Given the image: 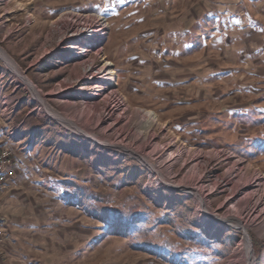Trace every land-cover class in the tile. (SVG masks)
Wrapping results in <instances>:
<instances>
[{
	"label": "rangeland",
	"instance_id": "374dc122",
	"mask_svg": "<svg viewBox=\"0 0 264 264\" xmlns=\"http://www.w3.org/2000/svg\"><path fill=\"white\" fill-rule=\"evenodd\" d=\"M19 1L0 0V145L13 152L21 166L18 175L31 182L27 187L42 222L62 231L84 230V244L76 245L66 264H247L241 227L213 225L210 217H202L192 190L163 185L141 159L97 145L59 116L76 117L81 127L95 129L109 143L131 144L138 113L155 111L154 139L142 149L147 155L154 145L175 143L174 155L160 161L163 180H187L220 215L241 210L235 205L242 196L226 202L237 195L234 184L242 181L243 172L264 179V0H228L229 13L251 38L243 48L245 64L229 58L231 75L205 84L208 96L189 95L199 100L177 104L188 110L171 117L167 111L174 105L165 101L162 106L152 97L143 103L126 99L131 92L122 94L121 70L133 57L111 47L117 37L119 44L131 40L134 27L150 29L155 0H30L22 9ZM73 12L109 16L99 55L87 43L88 51L74 60V52H82L86 43L66 33ZM106 61L114 64V85L85 74L84 64L100 68ZM115 92L122 97H112ZM118 101L122 108L106 124L113 129L97 127L98 112ZM141 144L145 139L134 146L141 149ZM192 157L200 166L187 164ZM230 168L234 173L228 174ZM216 182L219 186L212 189ZM242 219L256 264H263L264 219L252 221L244 211Z\"/></svg>",
	"mask_w": 264,
	"mask_h": 264
},
{
	"label": "crops",
	"instance_id": "0c3cea01",
	"mask_svg": "<svg viewBox=\"0 0 264 264\" xmlns=\"http://www.w3.org/2000/svg\"><path fill=\"white\" fill-rule=\"evenodd\" d=\"M19 2L23 3L19 7L22 9L30 0ZM154 2L150 29L134 27L131 40L119 44L117 37L111 47L133 57L121 70L124 89L121 93L131 92L125 95L126 99L143 103L152 97L162 106L165 102L174 105L168 107L167 116L171 117L188 110L189 106L177 104H189L208 96L205 84L231 75L234 66L228 67L232 64L229 58L234 57L243 66V48L251 43V38L245 31L246 26L238 27L236 17L229 13L228 0ZM36 63L29 64L28 68ZM194 93L199 99L193 96L188 99ZM15 166L20 173L17 160ZM29 182L21 174L0 189L1 221L9 233V256L4 264H66L67 258L73 255L70 253L84 244L80 241L84 230L62 231L56 225L43 223L35 195L27 187Z\"/></svg>",
	"mask_w": 264,
	"mask_h": 264
},
{
	"label": "bare ground",
	"instance_id": "6f19581e",
	"mask_svg": "<svg viewBox=\"0 0 264 264\" xmlns=\"http://www.w3.org/2000/svg\"><path fill=\"white\" fill-rule=\"evenodd\" d=\"M69 22H71V24H69L68 27L65 29L66 33L72 32L71 39H76V37H77V39L79 40L80 43H83V42L86 43V45L83 46V47H85V49H83L82 52H80V53L74 52V55L76 57L74 60L80 59L83 57V54L88 51L87 50L88 45L92 46L91 47L92 49H90V50H96V52H97L96 56L99 55L102 52V50L99 51L97 48L101 47L100 45H102V42L104 40V36H105L106 31L108 29V26H109L108 16L106 14L84 15L81 13L73 12L69 15ZM73 34H75V35H73ZM87 43H88V45H87ZM90 46H89V48H90ZM79 56H82V57H79ZM103 59L105 60V58H103ZM7 60L9 61V63L13 67H15V65L11 59L7 58ZM93 62H90L87 65L84 64L85 74L90 75L91 78L95 79L94 80L95 82L99 83L100 80L109 79L110 84L114 85V81L116 79L115 74H114L115 72L111 71L112 70L111 66L114 64L112 62L106 61L100 68H98V66L96 64H94ZM96 70H98V71L96 72ZM109 74H110L109 78H106V76ZM113 96H116L117 99L118 98L120 99V97H122V95L119 92L113 93L112 97ZM120 108H122V104L119 101L116 104H106V106L103 108V111L100 110L98 112L99 118H98V122H97V127H101L102 129H105V131L107 129V132L110 131L111 129H113L112 125H106V124L108 123L109 119H111V117L115 114V112L118 111ZM58 116H59V114H58ZM91 116H92V113H91ZM139 117H140L139 128L135 129V132H133V135H132L134 143L126 144L122 140L119 143V142H112L111 140H108L107 138H105L108 141H111L109 143L106 140L101 139L100 136H97L94 133L95 129H91L92 131H90L87 128L81 127V125L75 121L76 117H75V120H72L69 118H62L61 116H59L60 120L62 122H64L68 127H71L74 130H76L77 132L89 136L90 139L92 141H94L97 145L101 146L102 144H104L102 146L105 148H107V147L109 149H115L116 148V150H118V151L128 152V153L136 156L137 158L141 159L146 165L149 166L152 173L155 176L159 177V179L161 180L163 185H165L167 187H180L182 189L192 190L196 194V196L198 197L199 208H200L202 217H205V218L210 217L214 221V223L212 222L213 225L215 223H219V224L221 223L222 225H225V226L227 224L228 225L234 224L236 226L241 227L244 230L243 243H245L244 245H246V248H247V257H246L247 264H256V256H255V252H254V249H253V246L251 243V239L249 236L248 225L245 224L246 222L243 221L242 217H243V211H244L246 214V217L248 219H251L252 221H258L259 219H262V218L264 219V197H263V195H264V179H263V176L260 174H257V173L250 175L247 172H243V176L240 177V179H242V181H240L237 184H234V186L237 188L235 190L238 191V192L235 191L237 193V195L236 194L232 195L226 201V202L232 203V202H234V199H236L238 195L240 197L242 196L243 200L238 204V206L235 205L236 207H240L241 210L239 208H237V210L235 212V208H234L233 213L220 215V213L218 214V213L211 210L209 202L206 201V198L202 197L204 195H203L202 191L200 190V188H197L193 185L186 183L187 180L181 181L179 183H174V181H172L171 179L163 180L165 178L161 175L162 174L166 175V173H164L165 169L162 170L160 161L164 160L162 158L163 157L165 158V155L168 153H170L169 154L170 156L174 155L175 143H167L163 146L154 145V149H151L148 152L149 154H147V155L144 154L142 148L144 147V149H147L149 147V144L153 141L154 135L152 134V129H153L154 125L157 124L159 119H158L156 112L153 110H147L146 112L144 111L143 113H138V118ZM118 138H120V137H118ZM141 139H145V144H141L140 145L141 149H140L139 147H136L134 145L137 143H140ZM152 146H153V144H152ZM179 155L180 154H177V156H179ZM197 160H198L197 158L192 157V160H190V162H187V164L191 163V162H196ZM197 163L198 162H196V164ZM197 166H200V165L197 164ZM229 173L230 174L234 173L232 168H230V170L228 171V174ZM5 175H7V168H5V166H0V180L2 178H5ZM238 177H239V175H238ZM199 182H201V185H202V183H203L202 179ZM226 183H228V182H226ZM219 184H220L219 182L213 183L211 188L213 189L214 187L219 186ZM242 202H245L246 206H243ZM224 204H225V202H224ZM222 205H223V203H222ZM239 210H240V212H239ZM0 227H2L1 222H0ZM212 231H214V230H212Z\"/></svg>",
	"mask_w": 264,
	"mask_h": 264
},
{
	"label": "built area",
	"instance_id": "2783aa9c",
	"mask_svg": "<svg viewBox=\"0 0 264 264\" xmlns=\"http://www.w3.org/2000/svg\"><path fill=\"white\" fill-rule=\"evenodd\" d=\"M16 159L13 152L4 145H0V166H5L7 168V175L5 178L0 180V189L3 188L6 183L12 179L17 178L19 170L15 166ZM0 219H2L0 214ZM9 233L6 227H0V264L8 259L9 249H8Z\"/></svg>",
	"mask_w": 264,
	"mask_h": 264
}]
</instances>
